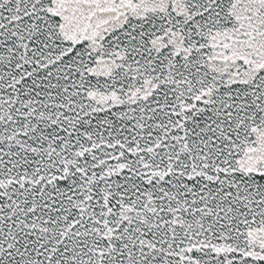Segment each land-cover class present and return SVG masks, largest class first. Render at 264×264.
<instances>
[{
    "label": "snow or ice",
    "instance_id": "1",
    "mask_svg": "<svg viewBox=\"0 0 264 264\" xmlns=\"http://www.w3.org/2000/svg\"><path fill=\"white\" fill-rule=\"evenodd\" d=\"M0 264H264V0H0Z\"/></svg>",
    "mask_w": 264,
    "mask_h": 264
}]
</instances>
